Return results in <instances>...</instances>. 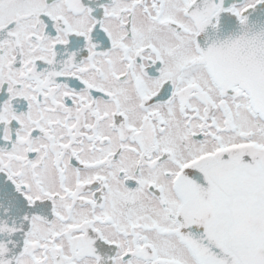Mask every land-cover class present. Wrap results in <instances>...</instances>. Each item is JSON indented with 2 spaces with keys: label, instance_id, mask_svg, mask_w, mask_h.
<instances>
[{
  "label": "snow or ice",
  "instance_id": "obj_1",
  "mask_svg": "<svg viewBox=\"0 0 264 264\" xmlns=\"http://www.w3.org/2000/svg\"><path fill=\"white\" fill-rule=\"evenodd\" d=\"M0 264H264V0H0Z\"/></svg>",
  "mask_w": 264,
  "mask_h": 264
}]
</instances>
